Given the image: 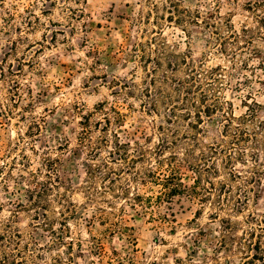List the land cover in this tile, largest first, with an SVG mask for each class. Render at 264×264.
I'll return each mask as SVG.
<instances>
[{
    "label": "rangeland",
    "instance_id": "1",
    "mask_svg": "<svg viewBox=\"0 0 264 264\" xmlns=\"http://www.w3.org/2000/svg\"><path fill=\"white\" fill-rule=\"evenodd\" d=\"M188 57L223 104L196 126L168 111ZM231 114L255 118L222 136ZM257 236L264 0H0V264H246Z\"/></svg>",
    "mask_w": 264,
    "mask_h": 264
},
{
    "label": "trees",
    "instance_id": "2",
    "mask_svg": "<svg viewBox=\"0 0 264 264\" xmlns=\"http://www.w3.org/2000/svg\"><path fill=\"white\" fill-rule=\"evenodd\" d=\"M177 8V6H176ZM176 9L174 8V11ZM169 19H173L174 13L169 12ZM183 20L176 18L174 21L175 23L182 22ZM188 22L183 21L182 25L185 26ZM155 41V37L150 38L146 43L147 45H153ZM142 45V44H138ZM144 46V45H143ZM145 62V61H144ZM146 67V66H144ZM184 67L186 69V76L183 79L176 80V84L174 85L173 89L176 90L177 95L173 98V96H170L169 101L171 102V106L168 108L169 114H174L177 111V109H181L183 111L182 117H191L192 123L194 126L197 124H203L206 120H208L213 114L219 113V111L223 112V104H221L216 101L217 98H209L208 93L205 91L203 80L201 78V67L198 66V64H193V61L190 57L184 58ZM155 68H153L154 70ZM219 68L216 66L215 68L210 69V73H213V71L218 70ZM147 71V70H146ZM149 73V70L148 72ZM206 78V77H205ZM164 80H167V77L163 78ZM208 79V76L207 78ZM214 79V78H213ZM212 79V80H213ZM184 83H187L186 85H183ZM190 83H194L193 88H186L187 85ZM175 99L177 101H175ZM229 102L225 101V104H228ZM230 104V103H229ZM155 104L152 105L153 111L156 110ZM254 114H244L238 118H234V116L231 114L230 117L224 118L223 127L221 130L222 136H225L229 130H231V126L233 123V119L238 120V123L241 124L242 122L250 121L252 120V117ZM120 116H123V114H120ZM224 116V114H223ZM104 122L106 124H110V118L108 116H104L102 121L97 122L98 125ZM119 123V121H118ZM237 124V125H239ZM101 131L106 130V128H101ZM112 150L108 151V158L111 159V161H127L129 158L128 148L130 146V143L128 141H121L119 134H117V131H114L112 133ZM105 140V138H103ZM106 141V140H105ZM235 144L237 142L232 141L230 144V147L227 149L220 148L219 145L213 143L211 147V153H215L218 155H224V161L226 164H232L234 160L243 159V158H237L236 153L234 152ZM220 148V149H218ZM240 157V156H238ZM212 166L213 161H211ZM242 163H245V160H242ZM212 173H215L216 170H212ZM196 183H198V179L195 180ZM209 185L205 186V190L208 192H211L213 187L212 182H208ZM51 186H54V184H43L39 190H29L28 194V204L31 206H34L35 209L38 210V208L45 207L44 201L46 198L47 193L51 190ZM197 187V185H196ZM42 215L44 216V221H46L45 218V211L42 212ZM251 237H254V232L250 231H243L240 240H247ZM241 242V241H240ZM248 246L251 249L250 256L246 259L245 263H252L255 262V260L262 261L264 263V241L260 240V237H256L255 240H250Z\"/></svg>",
    "mask_w": 264,
    "mask_h": 264
}]
</instances>
